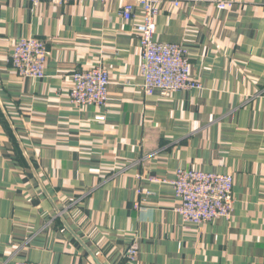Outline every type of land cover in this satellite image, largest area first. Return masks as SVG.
<instances>
[{"label": "crops", "instance_id": "crops-1", "mask_svg": "<svg viewBox=\"0 0 264 264\" xmlns=\"http://www.w3.org/2000/svg\"><path fill=\"white\" fill-rule=\"evenodd\" d=\"M227 1L163 5L156 38L185 47L200 83L170 97L143 93L120 0L0 1V264H264V0ZM28 36L49 50L42 78L11 65ZM98 64L106 106L74 107L70 74ZM178 167L233 175L228 219L181 220L149 180ZM138 186L154 192L140 206Z\"/></svg>", "mask_w": 264, "mask_h": 264}, {"label": "built area", "instance_id": "built-area-1", "mask_svg": "<svg viewBox=\"0 0 264 264\" xmlns=\"http://www.w3.org/2000/svg\"><path fill=\"white\" fill-rule=\"evenodd\" d=\"M2 1V0H0ZM33 6L41 2L60 5L93 0H25ZM208 3L219 9L229 7L227 0H120L119 14L129 22L139 44L138 72L142 78L141 89L145 95L154 93L170 97L174 92L200 88V83L191 75V66L186 49L174 42H163L156 38V19L162 7L174 8L182 4ZM49 50L39 37H20L15 40L11 53V65L19 77L42 78L45 74ZM110 76L103 65L76 69L70 74L68 98L77 108L105 107L108 101ZM103 120V115L95 117ZM153 183L168 185L178 204L175 212L184 223L199 225L215 218L228 219L233 203V175L230 173L205 171L199 168L178 167L172 177L154 176ZM140 206L154 192L151 188L138 186L135 190ZM138 252L137 243L132 242L124 257L133 261ZM12 264H58L55 262L16 260Z\"/></svg>", "mask_w": 264, "mask_h": 264}, {"label": "water", "instance_id": "water-1", "mask_svg": "<svg viewBox=\"0 0 264 264\" xmlns=\"http://www.w3.org/2000/svg\"><path fill=\"white\" fill-rule=\"evenodd\" d=\"M7 119H8V117H7ZM9 121V124H10V126L12 127V123L10 122V120H8ZM12 129H13V127H12ZM13 131H14V133H15V130L13 129ZM16 134V133H15Z\"/></svg>", "mask_w": 264, "mask_h": 264}]
</instances>
